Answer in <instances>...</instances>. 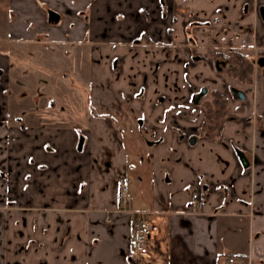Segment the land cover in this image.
Listing matches in <instances>:
<instances>
[{"label": "crops", "instance_id": "crops-1", "mask_svg": "<svg viewBox=\"0 0 264 264\" xmlns=\"http://www.w3.org/2000/svg\"><path fill=\"white\" fill-rule=\"evenodd\" d=\"M159 1L9 0L12 16L0 25V264H264V74L256 88L236 82L245 99H235L205 61L189 69L229 100L219 137L190 145L201 119L163 114L191 93L187 56L173 45L187 40L189 18L204 23L195 34L205 60L214 49L247 52L253 25L263 38L264 24L246 0ZM141 31L151 40L131 43ZM79 45L91 55L90 115H76L78 130L40 121L51 117L29 114L16 82L37 75V61L46 69L48 51ZM250 147L259 163L249 173L234 148ZM128 171L137 205L120 200ZM61 193L64 202L53 199ZM140 211L159 229L133 260L126 250Z\"/></svg>", "mask_w": 264, "mask_h": 264}, {"label": "rangeland", "instance_id": "rangeland-1", "mask_svg": "<svg viewBox=\"0 0 264 264\" xmlns=\"http://www.w3.org/2000/svg\"><path fill=\"white\" fill-rule=\"evenodd\" d=\"M8 11L9 0H0V25H3L4 27L7 24V17L5 14H10V16H12ZM1 36L4 40H10V34L6 28H4ZM7 45L8 48H12L13 46H15V44L13 42L11 44L10 41L7 43ZM251 47H253V45H251ZM251 47H249L247 51L251 50L249 52H253ZM64 48H60L59 50L54 48L53 53L48 51L49 54L53 55L47 57L42 56V58L47 61L46 69L42 68L38 61L35 62L37 64L34 68L38 66L40 67H38L39 69L37 71H34L37 75L33 76V74H31L32 76H26L27 79H19L16 82L15 87L18 92L22 93L20 95L21 102H23V106H28L25 108L29 110V114L32 112L35 114L45 112L46 115H49L51 118L47 119V117L45 118L44 115H41L40 119L42 120L40 121L66 125L67 127H71L73 130H78L81 129V127L84 125L78 124V127L76 126L77 123L79 121H85L87 118L86 116L90 115V109L88 108V105L90 104L89 92L91 91V86L90 70L88 69H90L91 55L89 54L88 46H70L68 47V53L65 52ZM75 49H77V52L74 51ZM33 53L34 52H31V54ZM41 63H43V61ZM81 68H83L84 70L83 76H79L78 74L82 73V71L80 70ZM80 80H83L85 84H81ZM197 80L198 79L196 78V84L198 83L197 85L209 86V81L206 80L205 82H203L205 79H200V81L197 82ZM8 82L15 85L14 77ZM221 83H224V81H221ZM47 102H50V106L48 108H45L44 106ZM45 109L49 111H43ZM76 115H79L80 117L77 123ZM249 149H252V147H250ZM246 154H248V152ZM255 165L257 164L255 163ZM135 184L136 178L134 173L132 171H128L125 177V186L129 194L131 195V201L133 202V205L138 204L137 200L134 198V192L132 191V188ZM57 197H53V199H61L63 200V202L64 200H66L64 199L63 193H61ZM52 203L54 205H62L61 202H50L49 205H51ZM254 207V215H256L260 212V209L256 205V202ZM135 209L137 208L135 207ZM250 213L251 212H249V214ZM154 224L157 225L155 222ZM246 264H252V260L250 261L249 259Z\"/></svg>", "mask_w": 264, "mask_h": 264}, {"label": "flooded vegetation", "instance_id": "flooded-vegetation-1", "mask_svg": "<svg viewBox=\"0 0 264 264\" xmlns=\"http://www.w3.org/2000/svg\"><path fill=\"white\" fill-rule=\"evenodd\" d=\"M165 0H160L159 4L161 5V8L164 7V2ZM245 9L246 11H250V13L253 15L255 20H259L264 24V2L263 0H246V5H245ZM160 17L165 18V13H160L159 14ZM202 25L204 23H200L195 17L192 16V18H189V21L187 22V24H185L186 26H184L183 28V33L185 34V36L187 37V40L185 42H181V43H174V50L176 51V55L180 58L182 56H184V54L187 56L186 60L180 59V62L183 66L184 69H186L187 71L182 75L183 78V85L187 88H189L191 90V93L189 94V96L187 98H185L184 101H182L179 105L174 106L173 108H171L169 110V108L166 109V112H164V118L167 119L168 116L174 115L175 117H181L184 119H190L191 121L197 122L200 119V129L196 128L194 126V128H192L193 134L187 138L188 143L190 145H194L195 142L197 141L198 137H207L210 136L207 133H205L203 127H202V121H203V113L201 110V101L203 99V97L211 90H216L218 92H220L217 89H214L212 87H210L208 85H197L196 84V78L198 79L197 82L201 80H203L204 78L202 77L201 74L197 73L195 75H193L192 77L190 76V73L187 74L194 68L198 67V64L200 61H205L207 63L208 66H210V68L216 72L217 74L222 76V80L224 81V83H222L223 88L226 91H229L230 94H232V96H234L235 99H245L244 98V92L242 90H240L239 88H237L236 82L237 83H241V84H246V85H255L256 88V82L258 79V76L263 73L264 74V55L260 52L261 49H264V37L263 38H259L255 35V25L252 31V38H253V43L251 45H253L252 51L253 52H249L251 50H248L247 52L245 51H240V50H236V49H214V50H210L209 51V56L210 58H208V60H205V57L203 55H201L199 53V44L197 42V38H196V34H195V29L197 28L198 25ZM169 32H171V30H169ZM149 40H151L150 36H148L144 31L139 32L133 39L131 43H140V42H148ZM158 45H160L162 47L170 44V43H166V42H155ZM256 45V46H255ZM159 46V47H160ZM232 52H242L244 54H246L248 56V58L250 59V61L253 64V72H252V81L250 83H247L245 81H240L236 75L233 73L234 71V67L235 65L228 59V55ZM215 54H218L219 56L216 57ZM220 76V77H221ZM229 80H231L232 82H229ZM206 79L203 81L205 82ZM208 81V80H207ZM228 82L230 84H228ZM235 82V84H234ZM233 84V85H232ZM236 85V86H235ZM221 94H223L225 96V98L227 99V103H228V107H229V100L227 98V96L220 92ZM231 96V95H230ZM162 99V101H161ZM164 98H160L159 101L161 103H163L165 100H163ZM229 111V110H228ZM228 115V114H227ZM255 133L260 134L259 131V126L257 124V116H256V112H255ZM227 117V116H226ZM226 120V118H225ZM224 120V121H225ZM247 121H250L249 118ZM224 123V122H223ZM244 126L248 127L249 125L247 124H243ZM223 124L221 125V127H219L218 132L213 136V137H219L221 130H222ZM257 130V132H256ZM181 133V137L183 136L182 132ZM256 136V135H255ZM245 139H247V135L244 136ZM234 151L237 155V151H240L244 154V156L247 158L249 165L247 168H244L242 166V168L244 169V171H250L253 170L257 165H258V160L256 158V156L254 157V155L252 154V157H248L246 155L245 152L251 153L252 149L249 150H243V149H237L234 148ZM238 157V156H237ZM255 163L257 165H255ZM125 186V182L122 183V186ZM126 187V186H125ZM121 189V188H120ZM127 189V188H126ZM128 191V190H127ZM120 194V192H119ZM120 196V195H119ZM121 200V199H120ZM122 203V202H121ZM122 205H124L122 203ZM126 206V205H125ZM141 212H145V211H140L138 212V218H139V214ZM252 212L255 214V207H253V202H252ZM147 216H149V213H145Z\"/></svg>", "mask_w": 264, "mask_h": 264}, {"label": "trees", "instance_id": "trees-1", "mask_svg": "<svg viewBox=\"0 0 264 264\" xmlns=\"http://www.w3.org/2000/svg\"><path fill=\"white\" fill-rule=\"evenodd\" d=\"M218 57V54H215ZM228 59L235 65L233 73L240 81L250 83L252 81L253 64L244 53L232 52ZM203 113L202 127L208 135L213 137L223 124L228 114L227 99L216 90L209 91L201 101Z\"/></svg>", "mask_w": 264, "mask_h": 264}, {"label": "built area", "instance_id": "built-area-1", "mask_svg": "<svg viewBox=\"0 0 264 264\" xmlns=\"http://www.w3.org/2000/svg\"><path fill=\"white\" fill-rule=\"evenodd\" d=\"M119 195L121 202L128 206L131 201V195L125 187L121 188ZM145 213L146 212L140 213L139 220L134 226L132 236L128 240L126 255L133 260H137L147 255L149 241L158 232V226L151 222V220L147 219ZM221 264H235V259L233 257L224 258Z\"/></svg>", "mask_w": 264, "mask_h": 264}, {"label": "water", "instance_id": "water-1", "mask_svg": "<svg viewBox=\"0 0 264 264\" xmlns=\"http://www.w3.org/2000/svg\"><path fill=\"white\" fill-rule=\"evenodd\" d=\"M237 156H238V158H239V160L241 162V165L244 168L248 167L249 162H248L247 158L244 156V154L242 152H240V151H237Z\"/></svg>", "mask_w": 264, "mask_h": 264}, {"label": "bare ground", "instance_id": "bare-ground-1", "mask_svg": "<svg viewBox=\"0 0 264 264\" xmlns=\"http://www.w3.org/2000/svg\"><path fill=\"white\" fill-rule=\"evenodd\" d=\"M247 168V167H246ZM122 187H125L124 185L122 186ZM121 187V188H122ZM126 188V187H125ZM121 190V189H120ZM127 190V189H126ZM251 213H253L252 211H251ZM140 215V214H139ZM145 217L147 218V219H149V220H151L150 218H148V216L145 214ZM138 220H139V218H138ZM151 222H153L154 223V221L153 220H151Z\"/></svg>", "mask_w": 264, "mask_h": 264}]
</instances>
